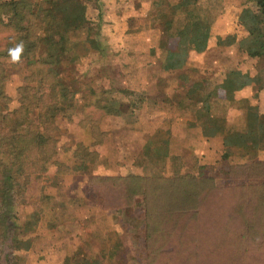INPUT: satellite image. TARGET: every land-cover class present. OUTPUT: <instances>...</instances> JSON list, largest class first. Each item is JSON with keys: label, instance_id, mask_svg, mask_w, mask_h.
<instances>
[{"label": "rangeland", "instance_id": "374dc122", "mask_svg": "<svg viewBox=\"0 0 264 264\" xmlns=\"http://www.w3.org/2000/svg\"><path fill=\"white\" fill-rule=\"evenodd\" d=\"M52 3L63 11L67 27L74 24L72 18L82 13L88 29L106 45L103 50H89L81 55L75 69H71V64L65 65L61 72L64 79L73 87L109 89L117 95L113 101L116 106L119 103L128 106L122 113H108L103 108H83V101L79 100L80 105L67 111L68 100L59 93L58 103L63 111L54 122L55 135L59 136L55 140L58 152L42 163L37 174L29 175L22 189L15 193V220L31 228L22 241L17 239L21 247L16 251L19 259L15 263L8 259V263L64 264L66 258L74 263L78 256H86L97 259L98 264H135L132 254L137 246L131 241L135 234L126 235L129 232L117 222L126 217L125 213L114 210L116 202L122 201L121 184L105 182L103 193H99L89 175L98 168L95 166L98 161L94 160L102 155L104 162L99 163L100 169L110 165L116 175L142 172L139 160L144 155L139 150L148 141L154 144L164 137L166 153L178 158L173 166L170 160H164L163 173L170 174L178 165L180 172L212 176L202 178L200 183L206 192L213 190L203 209L235 212L233 201L239 199L251 223V235L245 242L246 262L264 264V182L233 187L229 198L225 189L218 186L227 179L220 168L254 156L264 160V148H258L250 159L238 148H232L226 158L222 154L225 144L232 146L239 137L227 133L229 130L244 131L250 126L249 118L253 124L264 113V53L249 51L254 45L244 37L249 36L251 27L238 18L242 8L255 9L254 2L182 0L180 5V0H52ZM194 19L208 23L205 48L187 49L182 54L187 59L183 67L164 69L159 63L160 55L168 47L177 48L178 33L188 32ZM262 26V23L256 26L261 27L260 33ZM228 33L235 36L234 41L217 44V36ZM10 34L8 27L0 31V42ZM229 69L255 79L227 92L223 82ZM27 72L22 59L18 64L5 61L2 88L7 100H0L1 109L18 105V85L23 83ZM181 72L186 76L183 81L178 77ZM188 78L195 83V90L187 91ZM193 78L200 79L196 82ZM86 89L78 95L82 96ZM251 114L254 116L249 117ZM176 135L190 143L180 147L182 143L174 138ZM76 143L93 151L94 159L81 156L73 160L71 146ZM198 145L201 153L196 152ZM150 152L151 157H156L155 152L151 149ZM129 211L130 217H135ZM237 219H240L238 227L245 229L241 218ZM195 230L192 232L199 235L200 247L206 245L212 231L203 228L194 233ZM12 248L9 240L0 244L3 257L0 264L12 255ZM180 257H173L172 262L191 264L196 259L190 255ZM239 263L244 262L240 259Z\"/></svg>", "mask_w": 264, "mask_h": 264}, {"label": "trees", "instance_id": "16d2710c", "mask_svg": "<svg viewBox=\"0 0 264 264\" xmlns=\"http://www.w3.org/2000/svg\"><path fill=\"white\" fill-rule=\"evenodd\" d=\"M252 1L255 9L249 6L242 8L238 18L251 27L249 36L244 37L254 45L249 51L261 54L264 53V0ZM181 3L182 0L180 5ZM82 15L80 13L72 18L74 24L67 27L63 11L52 0H0V31L7 27L11 30V34L0 42V100H7L2 81L4 63L10 60L8 49L21 41L24 44L21 59L28 69L25 80L18 85V105L12 109L0 107V244L9 240L14 247L12 255L4 264H9L8 259L13 263L19 259L20 254L16 252L21 248L18 240L22 241V237L31 228L29 224L15 220V193L22 189L29 175L37 174L42 163L58 152L55 140L59 136L55 135L57 123L54 122L58 113L63 111L58 103L59 93L64 94L68 100L65 106L67 111L80 105L79 100L83 101V108L93 106L103 108L108 113H122L128 106L124 103L116 106L113 101L117 99V95L109 89L73 87L62 76L65 65L71 64V69H75L81 55L89 50L100 51L106 47L88 29L87 20ZM260 23L263 24L262 33L259 32L261 27L256 29ZM207 25L201 19H194L188 32L180 31L177 48L168 47L166 53L160 55L161 67L166 70L180 69L187 62L185 56H182L187 49L203 50L209 35ZM234 39L235 36L228 33L226 36H217L216 41L217 44H229ZM242 41L245 43V40ZM178 77L181 81L186 78L183 72ZM74 78L71 76V79ZM193 79L197 82L200 78ZM254 79L247 73L234 74L229 69L225 71L223 87L227 92H233ZM189 82L187 91L195 90V83L190 79ZM82 89L86 90L79 96ZM252 116L254 115L249 117ZM252 120L249 118L250 126L244 131L227 132H233L234 136L239 137L235 138L237 141L232 146L225 144L223 157H228L232 148H238L250 159L258 148H264V113L257 116V122L252 124ZM143 146L139 150L144 155V159L139 160L142 172L116 175L110 165H104L100 169L99 163L104 162L102 155L99 160H94L98 161L95 164L98 168L89 175L99 193H103L106 184H121L122 201L116 202L114 210L125 213L126 217L117 222L123 224L121 227L125 232H129L126 235L135 234L136 238L131 240L137 246L132 254L136 259L135 264H175L172 258L182 255L196 258L191 264H248V243L245 242L251 235V223L243 211L246 209L245 205L236 199L233 201L236 203L235 212L220 213L219 210L203 209L213 190L206 192L200 183L202 178L212 176L180 172L178 165L170 174H165L163 161L168 159L173 166L178 158L166 153L165 138L154 144L148 141ZM71 149L74 151L73 160L80 159L81 156L94 159V152L81 143L74 144ZM150 149L155 152L156 157H151ZM254 157L228 164L226 169L220 168V172H226L227 179L218 186L225 189L228 198L233 187H247L264 182V160ZM129 209L134 212L135 217H130L132 213ZM238 217L245 229L238 227ZM196 228L194 233L203 228L212 231L211 238L202 247L198 242L199 235H193L192 232ZM120 244H123L121 240ZM1 258L3 259L0 254ZM240 259L244 263H239ZM64 264H98V261L93 257L78 256L74 263L66 258Z\"/></svg>", "mask_w": 264, "mask_h": 264}, {"label": "clouds", "instance_id": "9594fccd", "mask_svg": "<svg viewBox=\"0 0 264 264\" xmlns=\"http://www.w3.org/2000/svg\"><path fill=\"white\" fill-rule=\"evenodd\" d=\"M24 52V44L21 41L14 47L8 49V56L10 57V62L12 64H18L21 62V55Z\"/></svg>", "mask_w": 264, "mask_h": 264}, {"label": "crops", "instance_id": "0c3cea01", "mask_svg": "<svg viewBox=\"0 0 264 264\" xmlns=\"http://www.w3.org/2000/svg\"><path fill=\"white\" fill-rule=\"evenodd\" d=\"M197 131H198V128L195 127V128H194V132H197ZM174 138L179 139V142L182 143V145H180V147L183 146V145H185V144L190 143V142H187V141H184V140L181 141L182 138L178 137L177 135L174 136ZM170 140H171V139H170ZM196 152H197V153H201V149L199 148V145H198V149H196Z\"/></svg>", "mask_w": 264, "mask_h": 264}]
</instances>
